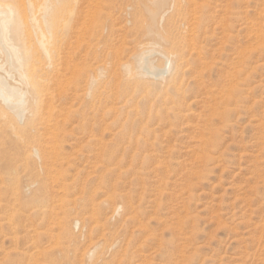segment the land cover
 Masks as SVG:
<instances>
[{
	"label": "rangeland",
	"instance_id": "374dc122",
	"mask_svg": "<svg viewBox=\"0 0 264 264\" xmlns=\"http://www.w3.org/2000/svg\"><path fill=\"white\" fill-rule=\"evenodd\" d=\"M151 1L54 9L45 161L0 117V264H264V0L170 3L157 45Z\"/></svg>",
	"mask_w": 264,
	"mask_h": 264
},
{
	"label": "bare ground",
	"instance_id": "6f19581e",
	"mask_svg": "<svg viewBox=\"0 0 264 264\" xmlns=\"http://www.w3.org/2000/svg\"><path fill=\"white\" fill-rule=\"evenodd\" d=\"M26 1L29 17L27 20H24V18H22V13L15 4L14 0H0V117L6 120L7 124L5 127L8 128L11 135L16 138V141H14L15 148H21L24 152L28 153L29 151H33L34 155L42 160L45 157V152L43 153V150L41 149L43 146L42 139L47 136H44L43 133L48 134L51 131V138H49L51 140L53 139L52 137L56 135L55 131L59 129L56 123L50 122L51 119H46V117L48 118L49 113L46 114V117H44L45 115L43 114V110L46 107L43 103H49L51 101L52 93L50 90V83H59V65L62 66L60 64L61 61L58 51V47H61L60 45L56 47V45L59 44H56V37H58V35H54V29H52L53 25H55L52 21L53 11L61 0H40L37 4L34 3V0ZM179 1L180 0L151 1L154 8L152 10L147 8V12L151 18L152 24L148 26L147 32L153 35L152 39L154 44H160L161 41H165L167 39L159 32L155 31V20L157 16H162L165 13L166 7H168L170 3L174 6H180ZM153 49H147L137 56L135 64L136 72L134 73H136V76L140 78V80L144 75L153 74L162 77V74L164 73V67L161 68L153 66L152 62L144 56L145 53H149ZM171 61L172 60L169 59V57L166 59V62L169 65L167 71L170 69ZM125 67L128 69V66ZM175 68L177 69L179 67L175 66ZM131 71L133 72L132 69ZM49 118L52 117L50 116ZM86 128L88 127L86 126ZM48 130L50 131L46 132ZM42 135L44 137H42ZM50 140L49 142H51ZM44 141L46 142V139H44ZM52 145H55V143ZM55 150H58V148ZM59 152L61 153V151ZM56 159L57 158L54 156V160ZM43 161H45V159ZM103 240L105 243V239ZM113 243L114 242L112 241L111 245H113ZM56 244H61V242ZM111 245H109V247ZM98 247L99 243L95 244L94 247L88 251L87 259L91 260L90 264H100L104 260L103 252H98L95 255V251ZM59 248L61 251V247ZM31 254L32 255L30 257L32 258L33 253ZM93 257L94 259H92ZM48 262L50 261L48 260Z\"/></svg>",
	"mask_w": 264,
	"mask_h": 264
}]
</instances>
